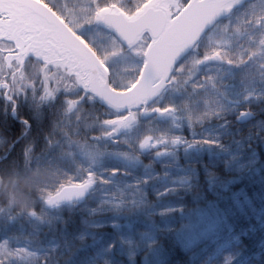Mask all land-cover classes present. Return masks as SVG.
Segmentation results:
<instances>
[{
    "label": "snow or ice",
    "instance_id": "snow-or-ice-1",
    "mask_svg": "<svg viewBox=\"0 0 264 264\" xmlns=\"http://www.w3.org/2000/svg\"><path fill=\"white\" fill-rule=\"evenodd\" d=\"M21 97L37 105L63 97L56 128L71 125L75 135L81 127L99 130L91 143L74 142L68 132L63 142H53L49 134L53 154L28 162L61 176L66 156L73 163L82 157L88 167L80 164L77 177L87 178L74 183L68 177L67 186L60 183L41 200L54 206L81 196L96 183H108L90 171L104 155L98 144L127 145L130 151L116 154L131 159L137 144L142 150L181 143L155 132L121 140L120 130L141 115L191 128L211 119L226 125L229 115L240 120L254 115L253 105H264V0H0V99L15 110ZM97 104L106 106L103 119ZM64 143L71 151H63ZM119 174L116 168L108 173ZM11 209L0 206V213ZM24 213L37 215L33 208ZM27 256L0 242V264Z\"/></svg>",
    "mask_w": 264,
    "mask_h": 264
},
{
    "label": "trees",
    "instance_id": "trees-1",
    "mask_svg": "<svg viewBox=\"0 0 264 264\" xmlns=\"http://www.w3.org/2000/svg\"><path fill=\"white\" fill-rule=\"evenodd\" d=\"M128 2L132 4L135 0ZM173 99L179 101L181 97L173 94ZM62 102L63 97L39 105L34 101L30 104L26 99L19 105L16 115L23 122H14L10 113L2 115L0 206H8L12 198L28 200L37 215L29 216L15 208L0 213V242H7L10 248L16 245L37 248L48 255L46 259L44 255L41 257L46 264H105L98 255L106 247L110 249L106 256L111 257L112 264H264V105H253L254 115L250 118L237 120L235 115H229L226 125L211 119L190 128L180 120L173 122L157 116L144 120L139 116L120 139L131 140L140 134L142 138L148 132L180 137L181 143L165 146L170 149L174 162L157 163L145 158L140 155L137 144L135 155L139 165L128 167L109 157L117 156L120 151H130L127 145L108 142L102 147L98 144L104 155L91 165L90 171L107 179L108 183L94 184V192L81 204L59 206L50 211L44 208L41 196L54 193L60 183L66 185L68 177H74V183L86 179V173L77 177V168L80 164L88 167V164L80 156L75 158V163L74 157L66 156L60 162L64 175L43 193H33L36 176L52 168L36 160L28 165L30 158L50 151L49 134L53 142H63L64 133L68 132L72 141L80 143L85 140L91 143L93 136L100 135L96 128L85 130L81 127L79 135L73 134L71 125L63 130L56 128ZM88 107L85 106L86 112ZM105 109L103 105L96 106L101 119L105 118ZM72 124H75L74 116ZM204 140L211 143L199 142ZM12 144L11 151L6 154ZM28 148L32 149L30 157L25 155ZM63 151H71L66 143ZM60 154L61 149H57L55 155ZM113 168L127 174L126 178H120L122 185L129 187V182L136 179L139 182L131 189L138 191L141 185L146 191L145 202L137 214L128 209L100 211L102 191L109 184L108 173ZM183 173L184 178L190 179L189 188H178L162 197L152 192V189L163 188L160 180L171 183ZM200 207L214 211L217 228L207 238L186 248L178 232L189 222L191 211ZM169 208L176 211L170 216L168 225L156 230L152 245L138 243L134 259L117 252L121 238L127 234L121 230L117 232L115 225L130 223L132 233L141 234L149 231V216L156 221L163 218L159 213L153 214L154 210L164 212Z\"/></svg>",
    "mask_w": 264,
    "mask_h": 264
},
{
    "label": "rangeland",
    "instance_id": "rangeland-1",
    "mask_svg": "<svg viewBox=\"0 0 264 264\" xmlns=\"http://www.w3.org/2000/svg\"><path fill=\"white\" fill-rule=\"evenodd\" d=\"M13 147V144H12ZM10 146V148L12 149ZM110 158H115L121 162L126 163L127 165H139V161L135 158L126 159L123 156H109ZM177 170V168L175 169ZM176 172V171H175ZM184 174L179 178L176 177L171 183H167L164 179L160 180L159 183L162 186H166L164 191H159V188L155 190L165 194L168 191L174 190L176 187H181L182 189H187L190 186V179L184 178ZM111 179V177H110ZM105 189V188H104ZM141 190V188H139ZM104 193V192H103ZM105 197H103L101 201L100 211L108 212V211H122L128 209L133 214H137L139 209L143 205V199L139 197L137 191L130 189L129 187H108L105 192ZM174 209H168L164 212H161L163 218L160 221H156L152 216L148 217V228L149 231L133 235L131 229V224L126 223L124 226L116 225V229L118 231H123L122 233H126L127 236L121 238V246L117 248L118 253H124L130 259H134L136 256V245L138 243L142 244H152L155 242V230L161 228L162 225H168L170 222V215L173 213ZM152 213H156L153 211ZM191 221L186 225L182 226V228L178 232V236L186 243V247H189L195 243H198L201 239L207 238L209 234L213 232L214 229L217 228L218 222L215 219L216 214L211 208H197L192 211L190 214ZM126 244V246H123ZM9 247V246H8ZM10 248V247H9ZM23 249L27 252L28 256L26 259H22L20 261H12L18 262L22 264H46L45 260H41V257L44 255L39 249H34L26 245H16L14 248L10 249ZM104 255L100 256V260L105 261V264H112L111 257L106 256L110 249L106 247L104 250ZM47 255V254H46ZM45 256L44 259L48 257ZM99 257V255H98ZM108 257V259H107Z\"/></svg>",
    "mask_w": 264,
    "mask_h": 264
},
{
    "label": "clouds",
    "instance_id": "clouds-1",
    "mask_svg": "<svg viewBox=\"0 0 264 264\" xmlns=\"http://www.w3.org/2000/svg\"><path fill=\"white\" fill-rule=\"evenodd\" d=\"M60 176L54 169H48L39 173L35 178L32 187L33 193H41L46 187H50L54 182L58 181ZM32 202L23 199L12 198L8 206L17 209L19 212H26L32 209Z\"/></svg>",
    "mask_w": 264,
    "mask_h": 264
},
{
    "label": "flooded vegetation",
    "instance_id": "flooded-vegetation-1",
    "mask_svg": "<svg viewBox=\"0 0 264 264\" xmlns=\"http://www.w3.org/2000/svg\"><path fill=\"white\" fill-rule=\"evenodd\" d=\"M23 99V97L18 98L16 101V107L15 110H18L17 105H19V102ZM4 113H10L11 118L14 122H16V119L14 118V110L12 109V107L3 99H0V125L2 124V115ZM0 129H2V127L0 126ZM10 135V134H9Z\"/></svg>",
    "mask_w": 264,
    "mask_h": 264
},
{
    "label": "water",
    "instance_id": "water-1",
    "mask_svg": "<svg viewBox=\"0 0 264 264\" xmlns=\"http://www.w3.org/2000/svg\"><path fill=\"white\" fill-rule=\"evenodd\" d=\"M149 116H150V115H149ZM122 130H125V129H122ZM122 130H120V131H122ZM91 188H92V186L89 187V188L85 191V193H84L83 195H81V196L73 197L72 199H69V200H62V201H60L58 204H64V205H67V204H71L72 202H83L84 199L89 195V192H90ZM58 204H56V205H54V206H57ZM45 206L48 207V208H52V207H53V206H49V205H46V204H45Z\"/></svg>",
    "mask_w": 264,
    "mask_h": 264
},
{
    "label": "bare ground",
    "instance_id": "bare-ground-1",
    "mask_svg": "<svg viewBox=\"0 0 264 264\" xmlns=\"http://www.w3.org/2000/svg\"><path fill=\"white\" fill-rule=\"evenodd\" d=\"M139 181L138 180H134V181H132V185H135V183H138ZM131 230V229H130ZM117 232H120V231H117ZM134 235V234H133ZM119 248V247H118ZM101 255H104V252H103V250H101L100 252H99V258H100V256Z\"/></svg>",
    "mask_w": 264,
    "mask_h": 264
}]
</instances>
